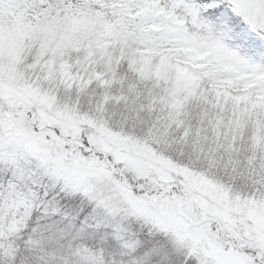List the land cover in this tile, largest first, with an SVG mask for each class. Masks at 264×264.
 I'll list each match as a JSON object with an SVG mask.
<instances>
[{
	"label": "snow or ice",
	"instance_id": "snow-or-ice-1",
	"mask_svg": "<svg viewBox=\"0 0 264 264\" xmlns=\"http://www.w3.org/2000/svg\"><path fill=\"white\" fill-rule=\"evenodd\" d=\"M0 264H264V0H0Z\"/></svg>",
	"mask_w": 264,
	"mask_h": 264
}]
</instances>
